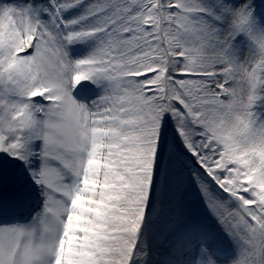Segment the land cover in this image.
<instances>
[{
	"label": "snow or ice",
	"instance_id": "obj_1",
	"mask_svg": "<svg viewBox=\"0 0 264 264\" xmlns=\"http://www.w3.org/2000/svg\"><path fill=\"white\" fill-rule=\"evenodd\" d=\"M0 264H264V0H0Z\"/></svg>",
	"mask_w": 264,
	"mask_h": 264
},
{
	"label": "rangeland",
	"instance_id": "obj_2",
	"mask_svg": "<svg viewBox=\"0 0 264 264\" xmlns=\"http://www.w3.org/2000/svg\"><path fill=\"white\" fill-rule=\"evenodd\" d=\"M184 199H185V203L188 206L196 209L197 211H202V208L200 207L199 199H198V196L195 192V189L192 188L191 186L185 187Z\"/></svg>",
	"mask_w": 264,
	"mask_h": 264
}]
</instances>
